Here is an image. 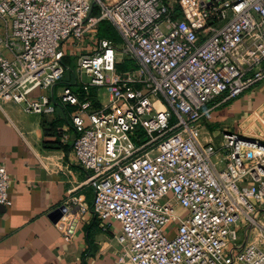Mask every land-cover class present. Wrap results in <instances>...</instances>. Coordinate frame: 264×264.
I'll return each mask as SVG.
<instances>
[{
  "label": "built area",
  "instance_id": "1",
  "mask_svg": "<svg viewBox=\"0 0 264 264\" xmlns=\"http://www.w3.org/2000/svg\"><path fill=\"white\" fill-rule=\"evenodd\" d=\"M100 21L136 67L118 70L115 43L99 38L74 72L85 93L105 87L107 103L67 85L56 97L75 107L92 211L119 223L113 264H264V142L222 131L217 147L200 125L209 102L264 81V0H0V101L52 115L74 54L65 41L78 48ZM9 184L1 164L4 206Z\"/></svg>",
  "mask_w": 264,
  "mask_h": 264
},
{
  "label": "crops",
  "instance_id": "2",
  "mask_svg": "<svg viewBox=\"0 0 264 264\" xmlns=\"http://www.w3.org/2000/svg\"><path fill=\"white\" fill-rule=\"evenodd\" d=\"M59 91L54 88L51 97ZM52 118L0 101V165L9 174L11 199L0 204V264H113L120 253L119 223L92 211L94 191L86 182L89 171L75 158L72 127L65 125L60 137L66 148L45 145L53 137L44 135L43 121ZM200 125L202 141L217 147L222 131L264 142V81L235 98L209 102ZM62 205L66 212L54 223L48 215Z\"/></svg>",
  "mask_w": 264,
  "mask_h": 264
},
{
  "label": "trees",
  "instance_id": "3",
  "mask_svg": "<svg viewBox=\"0 0 264 264\" xmlns=\"http://www.w3.org/2000/svg\"><path fill=\"white\" fill-rule=\"evenodd\" d=\"M94 9H92L91 14L94 13ZM103 21H100L98 25V35L100 37L110 38L116 42H120L121 39L116 32V30L108 23V25H104V30L102 29V23ZM66 57L63 59V63L66 64ZM68 66V65H67ZM117 68L120 71L126 70V69H133L134 67L128 68V62L126 60H123L122 62L117 64ZM65 75V74H64ZM57 84H64L67 86H71L74 91L78 92V96L80 100H84L85 98H91L94 100V89L95 87H91L88 91V93H85L82 91L81 87L78 86L75 82H73V79L71 76L68 79L63 78L57 83ZM51 102L54 105V113L53 118L51 120L45 119L43 121V133L46 137H53V139L45 140L44 143L47 147L52 148H66V145L60 141L61 135L65 132L64 126H71V113L75 109L74 106L62 104L58 99L55 97H51Z\"/></svg>",
  "mask_w": 264,
  "mask_h": 264
},
{
  "label": "rangeland",
  "instance_id": "4",
  "mask_svg": "<svg viewBox=\"0 0 264 264\" xmlns=\"http://www.w3.org/2000/svg\"><path fill=\"white\" fill-rule=\"evenodd\" d=\"M94 9V13L92 14H96L98 11V7L97 5L93 6ZM102 25V29L104 30V25H108L107 21H103L101 23ZM97 31L95 34H90V35H86V37H84L83 39H81L80 41V45L78 46V48H74L72 40H67L65 41V49L67 52L70 51V49H73V53L74 54H68L66 56V64L68 65V70L66 71L65 75H64V79H68L70 76L73 79V82H75L78 86H80V82L78 80V77L76 76L75 72H74V66H75V60L76 57L78 56L79 52H90L93 50L94 47H96L98 39L99 38H103L100 37L98 35V27L96 28ZM120 37V36H119ZM121 39V38H120ZM113 42L115 43L117 49H118V58L119 60L123 61L126 60L128 62V68L129 67H136V63L134 62V60L132 59L130 53H125L124 51L122 52V50L124 49V47L122 46V40L118 43L116 41L113 40ZM64 86V84H56L53 89L55 88V92L61 90V88ZM94 100H93V106H102V104H106L107 103V99H108V92L106 90L105 87H99L97 89H94ZM57 96V95H56ZM221 140V135L217 138H215V143L217 145H219V142ZM213 161L218 160L217 158H215V156L212 158ZM218 165V164H217ZM219 167V166H217ZM171 226H173V224H171ZM237 229L239 230V233L241 235V231L239 226L237 227ZM243 240H245V238H243ZM256 240V239H255ZM257 241V240H256Z\"/></svg>",
  "mask_w": 264,
  "mask_h": 264
},
{
  "label": "water",
  "instance_id": "5",
  "mask_svg": "<svg viewBox=\"0 0 264 264\" xmlns=\"http://www.w3.org/2000/svg\"><path fill=\"white\" fill-rule=\"evenodd\" d=\"M66 212V207L64 205L54 209L49 213V218L54 222H58L60 219H62L63 214Z\"/></svg>",
  "mask_w": 264,
  "mask_h": 264
}]
</instances>
